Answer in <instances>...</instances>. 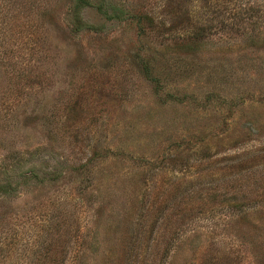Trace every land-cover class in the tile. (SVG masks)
Segmentation results:
<instances>
[{
	"label": "rangeland",
	"instance_id": "rangeland-1",
	"mask_svg": "<svg viewBox=\"0 0 264 264\" xmlns=\"http://www.w3.org/2000/svg\"><path fill=\"white\" fill-rule=\"evenodd\" d=\"M88 1L79 29L75 0H0L30 75L4 95L0 66V245L21 258L43 235L66 264H264V22L231 0Z\"/></svg>",
	"mask_w": 264,
	"mask_h": 264
},
{
	"label": "trees",
	"instance_id": "trees-1",
	"mask_svg": "<svg viewBox=\"0 0 264 264\" xmlns=\"http://www.w3.org/2000/svg\"><path fill=\"white\" fill-rule=\"evenodd\" d=\"M174 0H168V4H171V2ZM233 2V5L235 8L238 6V9H234L232 16L236 17V19H242L244 20H262L264 22V4L255 5L252 3L248 6V8L242 7L243 6V0H231ZM89 3L88 0H75V6L73 8V15L75 19L76 28L81 29V25L84 24L81 19L78 16V13L80 10L86 6ZM101 6L99 7L100 10ZM101 11V10H100ZM176 11L172 12L170 15L173 18L175 16ZM8 17V14H5ZM223 22V20L221 21ZM156 23V27L162 28L165 26V21L162 19H153L152 18V25ZM248 24V23H247ZM158 28V29H159ZM159 29V30H160ZM201 29V28H200ZM5 28L0 26V66L1 71L5 72L6 75L8 74L10 76L7 77L6 82L9 85L8 90L4 93V95H13L16 94L14 92V89L12 88V84L14 83V87L17 89L18 85H21L22 82L26 79V76H30L26 74L25 69L23 68V65L20 64V57H21V50L16 48L15 44L16 42L13 41V35H8L7 32L4 31ZM197 32H188L189 34L187 36L188 40H191L192 43H198L200 42L201 38L205 36V32L203 29L200 30V33L196 34ZM7 38V39H6ZM143 68L144 76L149 81H152V83H157V76L155 77L156 69L154 66L149 67L148 63H145ZM7 185H0V193L1 194H8L10 191H12L10 188V184L6 182ZM50 227L49 222L46 225L41 226V230L43 231L44 228ZM41 235L38 239V237L33 240V247L34 251L31 253L26 254L25 256L21 258H15L13 255H10V249L9 245H0V264H66L67 257L66 255L58 256L57 255V246L56 244L51 241L52 239L49 238L48 241L45 239H42ZM80 242V243H79ZM76 243L84 248L85 243H82L81 241H76ZM92 246V245H91ZM81 249V247H80ZM88 249V246L85 247V250ZM83 251V250H82ZM10 255V256H9ZM20 257V255H19ZM86 257L87 256H78L76 259L74 258L73 261L79 262L78 264H85L86 263Z\"/></svg>",
	"mask_w": 264,
	"mask_h": 264
}]
</instances>
